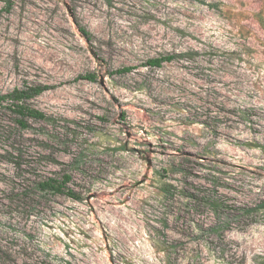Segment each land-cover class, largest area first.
<instances>
[{"label": "rangeland", "instance_id": "rangeland-1", "mask_svg": "<svg viewBox=\"0 0 264 264\" xmlns=\"http://www.w3.org/2000/svg\"><path fill=\"white\" fill-rule=\"evenodd\" d=\"M41 84L0 105V264H264V0H0V94Z\"/></svg>", "mask_w": 264, "mask_h": 264}, {"label": "trees", "instance_id": "trees-1", "mask_svg": "<svg viewBox=\"0 0 264 264\" xmlns=\"http://www.w3.org/2000/svg\"><path fill=\"white\" fill-rule=\"evenodd\" d=\"M81 32L88 36L89 32L84 28V27H80ZM174 58V56H166V57H159V58H152L149 59L147 64L154 66V67H160L162 66L164 61H170ZM132 67H124L121 69H118L117 72H127L129 70H131ZM80 78H87L90 80H96V75L95 74H88L85 77L82 76ZM52 87V85H35V86H30L27 87L25 89H15L10 93L7 94H0V105L5 101V100H12L13 104H12V109L14 111H17L20 114H28L29 116L32 117H36V118H44L45 117V113L38 110V109H31L29 107H27L26 105L23 104L24 100L33 98L34 96H37L39 94H41L43 91L50 89ZM71 179L70 176L66 175L64 181L59 182L57 180L54 179H50L49 181H44L40 183V188L43 190H48V189H52L54 191H58L61 192L64 189V184L69 181ZM67 194L76 198V199H80L81 197L74 192L73 190H68ZM258 209H264V199H262L260 201V203H258L256 205V207L250 209V211H255Z\"/></svg>", "mask_w": 264, "mask_h": 264}]
</instances>
